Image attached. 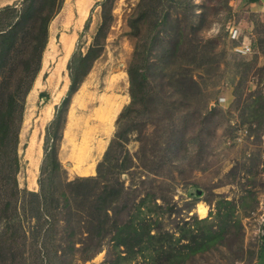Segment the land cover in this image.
<instances>
[{"label":"rangeland","instance_id":"1","mask_svg":"<svg viewBox=\"0 0 264 264\" xmlns=\"http://www.w3.org/2000/svg\"><path fill=\"white\" fill-rule=\"evenodd\" d=\"M21 1L0 0V8ZM191 1L194 15L186 2L179 6L175 0H64L50 22L42 68L26 97L16 146L17 185L39 190L47 126L71 84L69 60L74 52L88 50L106 18L110 26L103 53L71 98L58 143L59 158L69 179L96 175L109 144L115 143L114 149L122 152V157L129 152L132 163L139 164L121 179L126 186L138 189L137 200L148 195L151 214L162 216L164 227L176 235L182 233L186 220L194 223L195 217L208 218L219 227L224 219L220 214L230 213V230L225 236L182 261L164 264H258L264 237V3ZM80 4L87 15L79 25ZM148 6L153 9L152 18L148 17L146 23L141 19L136 39L129 32ZM167 13L173 23L166 31L162 27L160 31L153 29L157 15ZM192 16L194 26H186ZM155 31L165 42L157 39L151 52V80L157 91L167 90L169 109L162 114L152 100L149 109L140 106L118 124L119 113L131 101L128 69L135 45L142 49L148 34ZM64 35H75L74 45L61 77L50 82L65 54ZM178 38L182 39L176 45ZM248 43L250 51L242 52ZM174 50L175 55L170 54ZM175 72L183 73L181 84L175 83ZM189 73L198 83L193 89ZM12 82L14 87L18 81L13 78ZM41 92L48 95L41 97ZM204 102L207 113L199 110ZM50 103L51 116L43 122V110ZM104 105L110 112L105 119L100 113ZM162 116L165 125L160 121ZM103 120L109 125L105 138L98 134ZM175 128L181 130L179 138L173 134ZM33 133L37 137L35 152L30 151ZM176 142L177 147L171 149ZM89 152L90 162L86 159ZM12 183L0 172V232L8 220L5 203L11 198ZM200 206L206 208L205 216L199 212ZM21 215L22 225L31 230L36 222ZM22 241V236L12 242L2 238L0 264H35V257L25 258L28 252ZM105 242L94 257L86 261L77 258L72 264H137L144 259L140 254L135 259L123 258L124 252Z\"/></svg>","mask_w":264,"mask_h":264},{"label":"trees","instance_id":"2","mask_svg":"<svg viewBox=\"0 0 264 264\" xmlns=\"http://www.w3.org/2000/svg\"><path fill=\"white\" fill-rule=\"evenodd\" d=\"M175 1L179 6L186 2L194 15V3L191 0ZM63 2L22 0L19 5L14 3L0 8V172L8 180H13L12 185H9L11 198L5 203L9 212L8 220L0 232V241L8 238L12 242L16 236H22V246L28 252L25 258L35 257V264H72L77 258L86 261L104 248L105 241L124 252L123 258L135 259L139 254L143 255V261L137 264L182 261L208 247L217 237L225 236L230 230V213L220 214L224 219L219 227H215L214 222L208 218L195 217L194 223L186 220L181 227L182 233L176 235L164 227L162 216L151 214L148 195L137 200L138 189L126 186L121 179L124 173L139 168V164L132 163L129 152L122 157V152L115 150V143L109 144L99 162L96 175L76 176L73 179H69L59 158L58 143L62 138L61 132L67 120L71 98L103 53L104 39L110 26L106 18L88 50L85 53L74 52L69 60L71 84L67 96L47 126L39 190L20 189L17 185L15 174L19 160L16 146L26 97L42 68L50 22L61 10ZM152 14L153 9L148 6L146 14L138 18L137 24L135 21L132 25L134 32L130 31L129 35L137 39V28H140L142 20L146 23L148 17L152 18ZM194 20L193 16L188 17L186 26H194ZM171 23L173 19L169 13L157 15L153 29L159 30L162 27L166 31ZM159 31L148 34L142 49L135 45L134 59L128 69L131 101L119 113L118 124L140 106L144 110L149 109L152 100H155L154 105L162 114L169 109L167 90L157 91L151 80V52L157 39L162 44L165 42L159 36ZM181 39L175 41L176 45L180 44ZM176 52L174 50L170 54L175 55ZM173 76L176 84L183 82V73L175 72ZM13 78L18 81L14 87ZM188 81L192 89L198 85L192 73H189ZM40 95L43 97L48 94L41 92ZM204 103L199 110L207 113L205 109H208V105ZM160 121L162 125L167 122L163 116ZM173 134L179 138L181 130L175 128ZM177 142L171 149L177 147ZM227 203L232 204V201L227 200ZM155 205L161 208V205ZM20 211L25 218L36 222L31 230L22 225ZM203 222L205 225L200 226ZM263 255L264 237L259 261Z\"/></svg>","mask_w":264,"mask_h":264},{"label":"bare ground","instance_id":"3","mask_svg":"<svg viewBox=\"0 0 264 264\" xmlns=\"http://www.w3.org/2000/svg\"><path fill=\"white\" fill-rule=\"evenodd\" d=\"M81 6H79V9H80V18H79V20H78V24L80 25V24H82L83 22H84V20H85V18H86V15H87V10L86 9H84L83 7H82V4H80ZM78 25V26H79ZM62 40H63V47H64V50H65V54H64V56H63V59H62V61L57 65V67L55 68V70L53 71V73L51 74V76L49 77V81L50 82H53L54 80H55V78H60L61 77V72H62V70L65 68V65H66V62H67V60H68V57H69V55H70V53H71V51H72V48H73V45H74V40H75V35H64L63 36V38H62ZM51 46V45H50ZM56 51V50H55ZM54 51V52H55ZM57 55V54H56ZM56 58V57H55ZM46 61H45V64L44 65H46ZM57 76V77H56ZM39 83H40V79H39V77H38V80L36 81V86L37 85H39ZM106 95H108V94H106ZM106 95H105V97H106ZM115 95H117V94H115ZM111 96V95H110ZM112 99H113V97H112ZM116 99V98H115ZM104 101V100H103ZM108 101V100H107ZM112 101H114V100H112ZM104 102H106V101H104ZM111 103V102H110ZM55 104V103H54ZM116 105V104H115ZM53 105H51V103L50 104H48L45 108H44V110H43V117H42V121L43 122H45V121H47L49 118H50V116H51V113H52V107ZM105 107H106V105H104ZM115 107V106H114ZM101 108V107H100ZM104 109V108H103ZM97 110V109H96ZM101 111H102V108H101ZM101 111H100V113H101ZM109 111V110H108ZM103 113H104V111H103ZM102 113V114H103ZM95 115V114H94ZM99 115V114H98ZM102 116V115H101ZM104 116H106L105 114H104ZM111 116V115H110ZM115 116V115H114ZM99 118V117H98ZM102 118V117H101ZM100 118V119H101ZM104 119H105V117H104ZM107 124H108V122H107ZM109 126V125H108ZM89 127V126H88ZM91 129V128H90ZM34 134V133H33ZM36 134H34V136H33V138H32V140H31V144H30V148H31V150L30 151H34V149H35V145H36ZM37 149V148H36ZM41 150V149H40ZM35 152V151H34ZM199 212L203 215V216H205V214H206V208L205 207H202V206H200L199 208Z\"/></svg>","mask_w":264,"mask_h":264},{"label":"crops","instance_id":"4","mask_svg":"<svg viewBox=\"0 0 264 264\" xmlns=\"http://www.w3.org/2000/svg\"><path fill=\"white\" fill-rule=\"evenodd\" d=\"M262 1V3H264V0H261ZM109 107L107 106L105 109H103L101 112L103 113V111H104V113L103 114H105L106 116L110 113L109 111ZM111 115V114H110ZM106 116H104V117H106ZM107 128H108V125H107V121L106 120H103V121H100L99 122V128H98V130H99V132H98V134L102 137V138H105V137H107ZM106 131V132H105ZM108 132H111V130L110 131H108ZM112 135L111 136H109L108 137V139L106 140L107 142V145L109 144V140H111V138H112V136H113V133H111ZM90 158H91V154H90V152L88 153V155L86 156V159H87V161L88 162H90ZM90 174H93V171L91 170V172H90ZM258 264H264V255H263V257L261 258V260L258 262Z\"/></svg>","mask_w":264,"mask_h":264},{"label":"built area","instance_id":"5","mask_svg":"<svg viewBox=\"0 0 264 264\" xmlns=\"http://www.w3.org/2000/svg\"><path fill=\"white\" fill-rule=\"evenodd\" d=\"M250 49H251L250 44L248 43V44L243 46L242 52H248V51H250ZM244 131L247 132V129H245Z\"/></svg>","mask_w":264,"mask_h":264},{"label":"water","instance_id":"6","mask_svg":"<svg viewBox=\"0 0 264 264\" xmlns=\"http://www.w3.org/2000/svg\"><path fill=\"white\" fill-rule=\"evenodd\" d=\"M45 98V97H44Z\"/></svg>","mask_w":264,"mask_h":264}]
</instances>
